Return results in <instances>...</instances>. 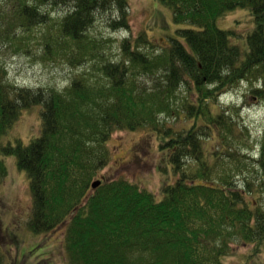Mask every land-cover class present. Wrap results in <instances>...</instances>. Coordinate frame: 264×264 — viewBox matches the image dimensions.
Segmentation results:
<instances>
[{
  "label": "trees",
  "instance_id": "obj_1",
  "mask_svg": "<svg viewBox=\"0 0 264 264\" xmlns=\"http://www.w3.org/2000/svg\"><path fill=\"white\" fill-rule=\"evenodd\" d=\"M160 2L183 27L174 37L161 36L165 46L152 55L144 51L156 50L146 32L123 39L116 60L88 30L107 11L120 13L108 22L113 30L129 27L128 1L0 0L3 45L26 51L36 45L43 61L70 68L95 62V78L85 70L61 91L17 86L0 63V183L8 176L1 156L15 157L29 178L30 233L66 224L69 264H223L236 241L252 247L247 262L264 251V204L248 202V193L231 183L230 165L223 166L243 161L262 189L264 135L258 159L242 154L236 148L249 130L236 133L235 110L213 105L238 82L264 100V0ZM62 6L66 13L54 14ZM236 9L251 16L242 42L217 27ZM33 106L41 107L40 134L28 144L18 139L3 146L19 115ZM170 113L188 125L159 137L169 152L164 170L176 177L163 186L161 200L122 178L98 179L92 188L109 163L114 132L151 127L157 134L160 116ZM232 167L244 174L242 164ZM220 168L225 174L215 177ZM3 255L0 246V264Z\"/></svg>",
  "mask_w": 264,
  "mask_h": 264
},
{
  "label": "rangeland",
  "instance_id": "obj_2",
  "mask_svg": "<svg viewBox=\"0 0 264 264\" xmlns=\"http://www.w3.org/2000/svg\"><path fill=\"white\" fill-rule=\"evenodd\" d=\"M128 1V26L119 30H113L108 22L120 17L119 12H105L96 15L93 25L88 30L93 39H100L103 42V51L112 59L120 60L121 49L119 42L123 39H134L139 34L146 32L147 37L156 48L151 51L144 48L149 55L156 53L165 46L164 37H174L176 29L183 27L176 25L172 20L171 11L166 8L160 0H126ZM66 6L57 8L54 14L66 13ZM53 14V15H54ZM246 10L236 9L217 20V27L222 30L234 32L233 40L242 42V37L248 34L251 16ZM250 17V18H249ZM40 33V30L38 31ZM37 33V34H38ZM162 36V37H161ZM111 38V40H110ZM245 42V40H244ZM0 38V63L7 69L8 80L20 87L29 88H51L61 91L71 79L85 70V76L90 79L96 75L92 73L95 62L79 64L76 67H68L62 63L43 61L40 58L38 46L32 45L28 50H21L3 45ZM34 43V41H33ZM104 55V54H103ZM90 68V69H89ZM252 86L246 82H238L233 88L222 93L214 100V106L221 110H235L234 121L237 124L236 133L246 127L248 135L243 131L242 137L249 138L245 144L240 142L236 150L241 149L242 154L258 159L261 153V139L264 135V100H260L256 95L251 94ZM178 93L177 98L182 99L186 94ZM179 104V101H178ZM178 106V105H177ZM176 113V112H175ZM177 114H162L160 116L161 132L157 133L151 127H140L134 130L122 129L114 132L107 142L110 151L109 163L100 168L98 179L122 178L136 185L140 190L148 191L156 200L163 198V186L174 183L176 177L166 172L165 166L169 161V152L160 146L161 138H166L162 134L166 128L180 131L188 124L181 123ZM41 107L33 106L22 111L18 120L12 126L9 133L2 138L1 144H12L20 140L23 144H28L41 132ZM160 142V143H159ZM211 142L210 144H212ZM4 160L8 176L0 183V246L4 256V264H69L68 256L64 248V238L66 224L57 227L40 235L30 233L27 223L33 206L32 196L29 186V178L25 171L17 166L16 158L13 156H1ZM249 157V156H248ZM242 164L244 174L233 171L232 163ZM250 164V161H248ZM233 183L237 189L248 193L247 201L254 202L255 205L264 204V187L254 181L255 175L247 174V169L243 161H227L224 167H228ZM170 166V164L168 165ZM160 167V170L158 168ZM170 168V167H169ZM232 170V172L230 171ZM222 168L215 172L217 175H224ZM264 176L263 173H260ZM230 175V176H231ZM248 180V181H247ZM252 180V181H251ZM100 181V180H98ZM254 181V182H253ZM247 183L250 187L247 186ZM165 187V186H164ZM231 252L222 259L223 264H264V251L257 254L249 262L252 247L244 246L236 241L232 244Z\"/></svg>",
  "mask_w": 264,
  "mask_h": 264
},
{
  "label": "water",
  "instance_id": "obj_3",
  "mask_svg": "<svg viewBox=\"0 0 264 264\" xmlns=\"http://www.w3.org/2000/svg\"><path fill=\"white\" fill-rule=\"evenodd\" d=\"M98 185H99V182H96V183H93V184H92V187H93V188H96Z\"/></svg>",
  "mask_w": 264,
  "mask_h": 264
}]
</instances>
